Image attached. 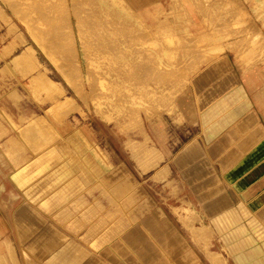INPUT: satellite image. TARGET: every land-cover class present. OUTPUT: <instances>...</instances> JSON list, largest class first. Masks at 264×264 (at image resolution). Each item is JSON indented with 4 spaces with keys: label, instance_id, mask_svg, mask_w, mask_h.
Here are the masks:
<instances>
[{
    "label": "rangeland",
    "instance_id": "obj_1",
    "mask_svg": "<svg viewBox=\"0 0 264 264\" xmlns=\"http://www.w3.org/2000/svg\"><path fill=\"white\" fill-rule=\"evenodd\" d=\"M262 27L264 0H0L8 172L126 264H264L220 175L264 135Z\"/></svg>",
    "mask_w": 264,
    "mask_h": 264
},
{
    "label": "crops",
    "instance_id": "obj_2",
    "mask_svg": "<svg viewBox=\"0 0 264 264\" xmlns=\"http://www.w3.org/2000/svg\"><path fill=\"white\" fill-rule=\"evenodd\" d=\"M3 130L5 127L0 125V134ZM260 134L258 131L259 141L253 138L255 133L249 138L248 147L241 148V156L240 150L228 154L229 160L224 158L222 165L229 166L220 175L229 187L232 203L236 206L240 203L244 209L247 223L253 216L256 223L264 224V144L260 145L264 135L259 138ZM220 142L212 146L227 149L223 140ZM6 150L5 138H0V264H126L113 246L91 249L82 239L70 236L56 224L53 207L35 204L32 191L23 190L22 173L8 172L7 165L11 163ZM231 158H235L233 162ZM261 239L257 245L264 247V237ZM129 240L135 242V238ZM257 259L264 263V250ZM142 260L148 262L150 256L144 253Z\"/></svg>",
    "mask_w": 264,
    "mask_h": 264
},
{
    "label": "bare ground",
    "instance_id": "obj_3",
    "mask_svg": "<svg viewBox=\"0 0 264 264\" xmlns=\"http://www.w3.org/2000/svg\"><path fill=\"white\" fill-rule=\"evenodd\" d=\"M261 2H262V0H261ZM240 10H241V9H240ZM1 13H2V11H1ZM243 16H244V15H243ZM13 25H14V24H13ZM14 27H15V26H14ZM15 28H16V27H15ZM253 36H254V35H253ZM21 37H22V36H21ZM254 37H255V41H256V37H258V36L256 35V36H254ZM43 40H44V39H43ZM38 41H40V40H38ZM252 41H253V39H252ZM253 43H255V42H253ZM256 43H257V42H256ZM43 44L45 45V42H44ZM47 45H48V44H47ZM45 46H46V45H45ZM48 46H49V45H48ZM28 47H29V46H28ZM43 48H44V47H43ZM48 48H49V47H48ZM28 49H29V48H28ZM45 49H46V47H45ZM45 49H44V50H45ZM221 50H222V48H221ZM8 51H9V50H8ZM34 51H35V50H34ZM46 51H47V50H46ZM218 51H219V50H218ZM28 52H29V51H28ZM48 52H49V51H48ZM219 52H220V51H219ZM29 53H30V52H29ZM46 53H47V52H46ZM208 53H209V52H208ZM27 54H28V53H27ZM47 55H48V54H47ZM49 56H50V55H49ZM52 56H53V55H52ZM19 57H20L19 54H18L17 56H14L13 61H16V62H17ZM207 57H208V56H207ZM207 57H205V58L207 59ZM22 58H23V57H22ZM210 58H211V57H210ZM210 58H208V59L206 60V62L209 61ZM14 59H15V60H14ZM26 59H27V58H25V60H26ZM49 59H50V58H49ZM51 60H52V59H51ZM53 60H54V59H53ZM55 61H56V60H55ZM55 61H54V63H55ZM29 62H31V61L29 60ZM35 62H36V61H35ZM56 62H57V61H56ZM206 62H205V63H206ZM32 63H34V62H32ZM32 63H31V64H32ZM198 63H199V62H198ZM200 63H201V61H200ZM57 65H58V64H57ZM195 65H196V63H195ZM54 66H55V65H54ZM196 66H197V65H196ZM33 67H34V66H33ZM57 67H58V66H57ZM58 68H60V67H58ZM128 68H129V67H128ZM61 69H62V68H61ZM62 71H63V70H62ZM62 71H61L60 73L63 75V72H64V71H63V72H62ZM7 75H8V74H7ZM38 75H40V74H38ZM41 75H43V74H41ZM64 75L67 76L68 74L66 75V73H64ZM184 76H185V75H184ZM63 77H64V76H63ZM67 77H69V76H67ZM67 77H66V78H67ZM35 78H36V77H35ZM35 78H34V79H35ZM66 78H65V80H66V82H67L68 80H67ZM185 79H186V78H185ZM46 80L48 81V78H47ZM39 82H40V81H39ZM49 82H51V81H49ZM68 82H69V81H68ZM72 82H73V81H72ZM40 83H41V82H40ZM69 83H71V80H70ZM50 84H51V86H52V83H50ZM72 84H74V83H72ZM72 84H71V85H72ZM48 87H49V89H50V86H48ZM56 88H57V87H56ZM52 89H53V88H52ZM75 90H76V89H75ZM48 91H49V90H48ZM50 91H51V90H50ZM52 91H54V90H52ZM58 91H59V90H58ZM59 92H61V91H59ZM62 93H63V92H62ZM13 94H15V93H13ZM58 94H59V93H58ZM63 94H64V93H63ZM63 94H62V95H63ZM114 95H115V94H114ZM9 96H10V95H9ZM16 97H17V96H16ZM118 97H119V96H118ZM123 98H124V97H123ZM18 99H19V98H18ZM113 99H114V98H113ZM123 100H124V99H123ZM114 101H115V99H114ZM62 102L65 103L64 101H62ZM66 102H67V101H66ZM68 103H69V102H68ZM114 103H115V102H114ZM73 107H74V106H73ZM70 108H72V107H70ZM70 111H71V110H70ZM113 114H114V113H113ZM67 115H68V114H67ZM18 119H20V118H18ZM20 121H21V120H20ZM31 125H32V124H31ZM36 125H37V124H36ZM47 126H48V125H47ZM31 127H32V126H31ZM31 127H30V128H31ZM38 127H39V126H37V130L39 131L40 129H39ZM25 128H28V127H25ZM25 128H24V129H25ZM35 128H36V127H35ZM44 128H45V127H44ZM46 128H47V127H46ZM24 129H23V130H24ZM28 129H29V128H28ZM33 129H34V128H33ZM25 131H26V130H24L23 132H25ZM42 131H43V130H42ZM46 131H47V130H46ZM21 132H22V130H21ZM23 132H22V133H23ZM27 132L30 133V136H32V135H31V134H32L31 131H30V132L27 131ZM39 132H40V131H39ZM39 132L37 133V132L35 131V133H37L38 136H39ZM28 135H29V134H28ZM23 136L26 138V135H25V134H24ZM27 137H28V136H27ZM33 138H34V137H33ZM33 138H30V137H29V141H30V139H33ZM35 139H36V138H34L33 140H35ZM26 140H27V139H26ZM36 140H37V141H34V142H38V139H36ZM29 143H30V142H29ZM100 245H101V244H100ZM211 257H212V256H211Z\"/></svg>",
    "mask_w": 264,
    "mask_h": 264
}]
</instances>
